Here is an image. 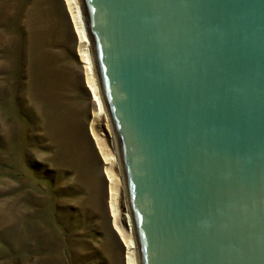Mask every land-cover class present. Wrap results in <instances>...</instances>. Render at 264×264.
I'll use <instances>...</instances> for the list:
<instances>
[{
  "label": "water",
  "instance_id": "95a60500",
  "mask_svg": "<svg viewBox=\"0 0 264 264\" xmlns=\"http://www.w3.org/2000/svg\"><path fill=\"white\" fill-rule=\"evenodd\" d=\"M137 264H264V0H77Z\"/></svg>",
  "mask_w": 264,
  "mask_h": 264
},
{
  "label": "rangeland",
  "instance_id": "374dc122",
  "mask_svg": "<svg viewBox=\"0 0 264 264\" xmlns=\"http://www.w3.org/2000/svg\"><path fill=\"white\" fill-rule=\"evenodd\" d=\"M78 46L65 0H0V264H127Z\"/></svg>",
  "mask_w": 264,
  "mask_h": 264
},
{
  "label": "bare ground",
  "instance_id": "6f19581e",
  "mask_svg": "<svg viewBox=\"0 0 264 264\" xmlns=\"http://www.w3.org/2000/svg\"><path fill=\"white\" fill-rule=\"evenodd\" d=\"M65 2L67 4V8L69 14L71 15V20L73 22L74 29L79 40L78 52L81 62L84 65L87 87L92 93L93 101L96 106V112H93V119L89 125V132L92 137L95 149L97 150V153L103 162V175L105 176V179L108 182V208L110 210V215L112 218L113 229L121 240V242L123 243V246L126 248L127 264H137L136 251L132 235V227L125 201L124 203L126 212L123 216L120 214V193L123 192V186L121 176H119V173L117 172L119 170V167L114 143L112 145L113 147L109 148L108 145L105 143L104 139H102L95 130L96 122L99 119L103 118L106 123V130H108V132H111L101 102L94 68L91 60L88 40L85 28H83V20H81L82 16L80 17L81 12L78 8L79 5L77 4L76 0H65ZM121 216L123 219L121 218ZM121 221H124L126 229H124L123 225L121 224Z\"/></svg>",
  "mask_w": 264,
  "mask_h": 264
}]
</instances>
